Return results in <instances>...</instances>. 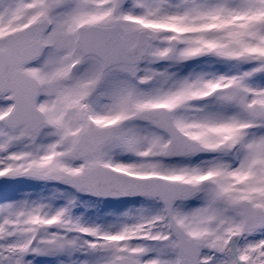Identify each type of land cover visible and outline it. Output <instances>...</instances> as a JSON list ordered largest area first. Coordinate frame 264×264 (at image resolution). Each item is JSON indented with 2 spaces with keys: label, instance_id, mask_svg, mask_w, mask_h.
<instances>
[{
  "label": "snow or ice",
  "instance_id": "obj_1",
  "mask_svg": "<svg viewBox=\"0 0 264 264\" xmlns=\"http://www.w3.org/2000/svg\"><path fill=\"white\" fill-rule=\"evenodd\" d=\"M0 264H264V0H0Z\"/></svg>",
  "mask_w": 264,
  "mask_h": 264
},
{
  "label": "rangeland",
  "instance_id": "obj_2",
  "mask_svg": "<svg viewBox=\"0 0 264 264\" xmlns=\"http://www.w3.org/2000/svg\"><path fill=\"white\" fill-rule=\"evenodd\" d=\"M5 194H11V191L8 190V191L6 192L5 189H4V186H0V198H2L3 195H5ZM44 263H46V262H44ZM44 263H43V264H44ZM40 264H41V263H40Z\"/></svg>",
  "mask_w": 264,
  "mask_h": 264
},
{
  "label": "bare ground",
  "instance_id": "obj_3",
  "mask_svg": "<svg viewBox=\"0 0 264 264\" xmlns=\"http://www.w3.org/2000/svg\"><path fill=\"white\" fill-rule=\"evenodd\" d=\"M44 261H40V263L42 264ZM44 264H46V263H44Z\"/></svg>",
  "mask_w": 264,
  "mask_h": 264
}]
</instances>
